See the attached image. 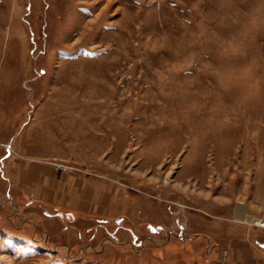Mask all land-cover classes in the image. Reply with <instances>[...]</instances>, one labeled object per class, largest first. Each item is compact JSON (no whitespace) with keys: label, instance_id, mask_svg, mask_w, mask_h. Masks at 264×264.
I'll return each mask as SVG.
<instances>
[{"label":"rangeland","instance_id":"rangeland-1","mask_svg":"<svg viewBox=\"0 0 264 264\" xmlns=\"http://www.w3.org/2000/svg\"><path fill=\"white\" fill-rule=\"evenodd\" d=\"M20 163L116 196L11 190L0 264H264V0H0V202Z\"/></svg>","mask_w":264,"mask_h":264},{"label":"crops","instance_id":"crops-1","mask_svg":"<svg viewBox=\"0 0 264 264\" xmlns=\"http://www.w3.org/2000/svg\"><path fill=\"white\" fill-rule=\"evenodd\" d=\"M14 166L12 167V169L14 168V171H16L15 169H17L22 174V179L18 181V186L16 185L17 187L15 185L13 186L9 184V186H6V189H4L5 191L1 192V197L7 195V198L0 202V204L4 205V207L9 205L16 207V203L13 198L14 193H12L11 190L15 191L16 188H18V190L21 191V193L24 194L26 198H29L30 201L28 202H30V204L27 205L36 204L40 205L41 208H66L77 212L78 214H105L106 212H111L112 210V197L115 194V191L113 190L114 187L111 184L106 185V190L102 196L96 195L91 190H88L85 193L86 196L83 199H80V197H74V195H79V191H77V193L73 189H66L63 185L61 186L56 180L48 179L47 173L49 172L51 173V176H55L56 172L53 170V168L46 165H32L31 163H20L17 165L14 164ZM75 183H77V186L79 185L78 181H76ZM77 186L76 188H78ZM67 192L70 195L72 194L73 196H65L64 193ZM8 195H12V198H9ZM32 197H34V200L36 201H32ZM18 208L19 211L21 208ZM9 221L12 222L11 218H9ZM31 222V219L24 220L23 226L25 227L28 224L30 225L32 224ZM96 230L97 229L95 228L94 231L96 232ZM243 243L244 240H237V243L233 245L240 246V244ZM234 248L236 247H233V250Z\"/></svg>","mask_w":264,"mask_h":264},{"label":"bare ground","instance_id":"bare-ground-1","mask_svg":"<svg viewBox=\"0 0 264 264\" xmlns=\"http://www.w3.org/2000/svg\"><path fill=\"white\" fill-rule=\"evenodd\" d=\"M69 3H70V2H69ZM72 25H74V24H72ZM73 27L75 28V26H73ZM74 31H75V29H74ZM64 36H65V35H64ZM69 36H70V35H69ZM69 36H68V37H69ZM66 38H67V36H66Z\"/></svg>","mask_w":264,"mask_h":264}]
</instances>
